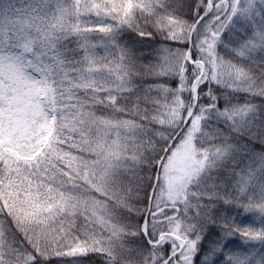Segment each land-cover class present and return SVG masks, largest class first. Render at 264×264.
I'll list each match as a JSON object with an SVG mask.
<instances>
[{
	"label": "snow or ice",
	"instance_id": "6c2138e0",
	"mask_svg": "<svg viewBox=\"0 0 264 264\" xmlns=\"http://www.w3.org/2000/svg\"><path fill=\"white\" fill-rule=\"evenodd\" d=\"M258 97L264 0H0V264H264Z\"/></svg>",
	"mask_w": 264,
	"mask_h": 264
},
{
	"label": "trees",
	"instance_id": "16d2710c",
	"mask_svg": "<svg viewBox=\"0 0 264 264\" xmlns=\"http://www.w3.org/2000/svg\"><path fill=\"white\" fill-rule=\"evenodd\" d=\"M54 11V9H53ZM156 43V40H146L143 45H136L137 48L140 49L139 55L147 57L151 51H152V45ZM62 51L65 54V58L67 61H75L78 60L82 57V51L79 48L76 39L74 37H69L66 41L62 42ZM100 55H104L105 53L103 52V49H98L97 50ZM146 62V61H143ZM261 102H264V98H257L256 103L259 104ZM257 150H260L261 146L257 143L256 144ZM221 209H225V211L220 212V215L227 217L229 215L228 209H230V205H227L223 202L218 203L214 206L213 209V214L215 215L216 212L220 211ZM235 215V213H232ZM241 220L245 223L251 222V219L249 216L244 215L241 217ZM242 244V241L239 239L233 238L232 243L229 245L231 248H239Z\"/></svg>",
	"mask_w": 264,
	"mask_h": 264
}]
</instances>
